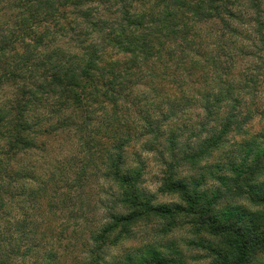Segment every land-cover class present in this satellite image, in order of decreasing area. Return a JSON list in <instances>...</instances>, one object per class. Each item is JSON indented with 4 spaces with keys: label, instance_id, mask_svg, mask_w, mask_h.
I'll return each instance as SVG.
<instances>
[{
    "label": "trees",
    "instance_id": "16d2710c",
    "mask_svg": "<svg viewBox=\"0 0 264 264\" xmlns=\"http://www.w3.org/2000/svg\"><path fill=\"white\" fill-rule=\"evenodd\" d=\"M233 5L0 0V264H108L139 224L188 233L210 264L264 254V83L237 72L248 51L227 22ZM212 21L221 26H199ZM197 109L196 123L167 132ZM258 119L260 130L242 132ZM238 135L249 138L227 148ZM149 154L162 172L157 192L177 202L144 190ZM216 156L198 179L199 163ZM121 264L183 263L150 246Z\"/></svg>",
    "mask_w": 264,
    "mask_h": 264
},
{
    "label": "rangeland",
    "instance_id": "374dc122",
    "mask_svg": "<svg viewBox=\"0 0 264 264\" xmlns=\"http://www.w3.org/2000/svg\"><path fill=\"white\" fill-rule=\"evenodd\" d=\"M256 7L252 8L250 6V3L248 0H234V5L232 6L235 13H238L236 15L237 19H228L227 22H229L230 26H232L235 30H237V33L239 34L238 39L236 40V46H240L241 49H245L248 51V54L245 56H242L238 59V65H237V72L246 73V74H254L257 76V80L259 83H264V70L261 68V58H263V52L261 50V46H259V40L261 39L262 35H264V0H255ZM258 20V22H261L262 24L259 25L258 23H255L254 20ZM199 26H204L205 31H211L213 29H217V26H221L218 21H212V22H204L201 23ZM223 26V25H222ZM262 26V27H261ZM215 38V36H214ZM213 38V39H214ZM212 39V41H214ZM254 44H258L255 46ZM200 89L203 88V85L199 87ZM262 105L264 102V95L261 99ZM261 102H259L261 104ZM165 108V107H164ZM199 108V107H198ZM198 115L202 116V112H200L198 109L197 111H191L186 113L184 115L185 119H179L174 120L170 122V125H168V130L175 128L177 126H180L183 120H185L186 124H193L196 123L198 120ZM189 120V121H187ZM263 124L262 120H256L252 123L245 124L242 132L245 131L250 134L255 133L256 131L261 129V126ZM211 126H207L208 129H210ZM201 130V128L199 129ZM206 134L202 135L204 138ZM185 136V135H184ZM249 137L244 135H238L234 137H229L227 142V148L230 149V146L236 142L241 143L243 140H247ZM58 141V140H56ZM52 142V146L57 144V142ZM184 141V140H183ZM194 141H191L193 143ZM138 149L136 146L135 149H133L131 152L128 153L130 160H132V152L134 153V150ZM231 149L235 150L234 147L231 146ZM61 150V149H60ZM59 150V151H60ZM61 152V151H60ZM66 155H70V153H66ZM153 155H144L143 161H145L144 165V175L143 178V188L148 192L149 196L153 197L154 203H174L178 200L175 197L167 196V195H161L157 192V189L160 184V179L162 177V172L160 171V164L159 162H155L152 160ZM31 160L30 157H27L26 160ZM217 159V156L213 159H204L202 160L198 167H196V173L195 176L198 177V179H201L202 177V171L204 167H207L212 164L219 163ZM186 171V168L183 169V172ZM100 173L97 172L96 174V181L90 180V188L87 192L88 194V211L91 209L90 205L96 204L97 198H98V188L102 187V180L100 179ZM187 174L186 172L182 175ZM206 178V176H205ZM264 182V177L263 180ZM214 186H212V182H206L202 189H213ZM102 198V197H101ZM242 204V203H241ZM244 205V204H243ZM44 217L45 214H42ZM65 218V216L63 217ZM89 219V225L88 228H94L97 218L94 217L93 213L88 214ZM61 226H58L55 231H59ZM84 231V230H83ZM131 238L129 240H125L121 243L120 246H118L116 249L112 250L110 253V258L108 259L110 263L108 264H117L115 261L124 263L125 258L130 254L132 257L136 256L137 254H140L143 252L147 247H152L155 249L158 254L161 257H165L168 259L174 258L175 260H181L183 264H210V260L208 259L206 253L198 247L195 246H187L188 240L191 239V236L188 233H183L181 231H174L171 234H161L159 232V229L157 226L153 224L144 225L139 224L131 229ZM69 233V231H68ZM68 237V236H67ZM62 244L65 246L67 244L66 240H63ZM176 252L179 253V255H176ZM112 255V257H111ZM115 257V259H113ZM68 260V259H67ZM250 264H264V254L256 255L254 258H252V262Z\"/></svg>",
    "mask_w": 264,
    "mask_h": 264
}]
</instances>
